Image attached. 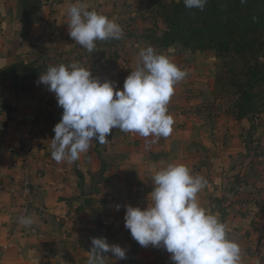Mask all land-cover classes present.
<instances>
[{
  "label": "crops",
  "instance_id": "1",
  "mask_svg": "<svg viewBox=\"0 0 264 264\" xmlns=\"http://www.w3.org/2000/svg\"><path fill=\"white\" fill-rule=\"evenodd\" d=\"M80 2L117 22L123 38L96 41L89 53L68 35L67 10L77 0H0V180L17 182L28 155L53 163L30 174L37 209L31 226L15 222L19 205L0 192V264H86L93 237L126 250L125 259L104 253L105 264H175L163 247L140 246L124 221L125 205L143 210L151 204L153 173L169 163L185 164L207 180L199 202L227 225L229 238L242 249L241 264H264V114L237 121L195 111L209 100L205 86L214 57L191 62L174 49L156 51L188 73L168 104L175 123L167 138L153 143L154 137L112 129L106 144L94 141L77 161L52 159L50 140L63 109L38 83L39 75L49 66L78 62L122 89L140 49L149 46L141 34L147 19L139 24L147 8L132 9L130 0ZM23 68L40 72L22 78ZM28 135L30 147L17 149Z\"/></svg>",
  "mask_w": 264,
  "mask_h": 264
},
{
  "label": "clouds",
  "instance_id": "2",
  "mask_svg": "<svg viewBox=\"0 0 264 264\" xmlns=\"http://www.w3.org/2000/svg\"><path fill=\"white\" fill-rule=\"evenodd\" d=\"M186 8L203 10L207 0H183ZM68 35L92 53L96 41L120 40L122 27L104 14L88 10L77 0L68 10ZM188 75L168 56L152 46L140 49L135 70L129 72L122 89L115 82L93 76L78 62L49 66L39 75L38 83L54 93L63 109L50 140L51 157L57 163L77 161L95 141L106 144L112 129L141 137L167 138L173 131L174 118L168 104L175 86ZM207 180L193 175L182 163H169L152 176L151 204L125 205V227L142 247H163L175 264H241L242 249L229 238L228 227L218 215L202 207L198 194ZM120 205H116L119 210ZM19 223L31 226L34 218L24 215ZM86 264H105L102 253L126 258V250L109 245L105 238L91 239Z\"/></svg>",
  "mask_w": 264,
  "mask_h": 264
},
{
  "label": "trees",
  "instance_id": "3",
  "mask_svg": "<svg viewBox=\"0 0 264 264\" xmlns=\"http://www.w3.org/2000/svg\"><path fill=\"white\" fill-rule=\"evenodd\" d=\"M146 7L155 19L145 30L149 46L212 52L229 75L216 76V89L236 97L226 114L253 121L264 113V0H207L203 10L186 8L183 0H147ZM19 71L22 78L34 77L40 68Z\"/></svg>",
  "mask_w": 264,
  "mask_h": 264
},
{
  "label": "rangeland",
  "instance_id": "4",
  "mask_svg": "<svg viewBox=\"0 0 264 264\" xmlns=\"http://www.w3.org/2000/svg\"><path fill=\"white\" fill-rule=\"evenodd\" d=\"M146 4H147V0H130L129 7H132V9H136V8L137 9H146L147 8L146 11L143 13L144 16H146V18L141 16V18L139 20V24L142 23L141 20L145 21V19H147V21H148V22L146 21V27H143L141 30V34L143 36V39L148 44V41L145 38V35H146L145 30L153 27V23H154L155 19L153 21V19L151 18V15H150V12H152V8L146 7ZM147 14H149V15H147ZM143 26H145V25H143ZM157 26L159 29L163 28L162 24L159 21H157ZM153 48L155 49V51H158L157 48H155V47H153ZM170 49L176 50L175 48H170ZM176 52L178 53V55H182L183 57H186V60H190L191 62L192 61L196 62V58H198V57L201 59H207L208 57L209 58L214 57V54L212 52H209V51H207V52H191V51L180 52V51L176 50ZM213 60H214V63H213ZM211 61L213 63L212 64L213 68H212V71L210 72V75H209L210 77L208 78L209 83H206L208 85L205 86V90H206V87L207 88L209 87V89H211L210 94H209L210 97H209V100L202 102V104L199 105L201 108L195 109V111L199 112L200 110H203L204 115L217 116V114H220V115L224 114V115H231L233 117L232 114H226V113H230V110L233 107V104L235 102V98H236L235 95H233V92L228 91L227 88L224 91H221L220 89L217 90L216 85H215L217 75H219L220 78H221V76H223L224 80H226V78L229 75L227 74V70L224 68V66H222V64L218 60H216L215 57L213 59H211ZM192 67L195 68V65H192ZM223 82L224 81L222 80L221 84ZM189 85L192 86V88H193L192 90H196L193 84H189ZM222 87H224V86H222ZM189 90H191V89H189ZM189 92L190 91H188V93Z\"/></svg>",
  "mask_w": 264,
  "mask_h": 264
},
{
  "label": "built area",
  "instance_id": "5",
  "mask_svg": "<svg viewBox=\"0 0 264 264\" xmlns=\"http://www.w3.org/2000/svg\"><path fill=\"white\" fill-rule=\"evenodd\" d=\"M22 118L30 121L34 119L30 114H23ZM30 145L31 137L28 135L20 138L16 148L27 149ZM21 166L23 172L17 182H14L12 179L0 180V192H7L19 205L15 222H19L21 216L37 214V209L32 199L30 174L32 170H35L37 174L48 171L53 167V163L46 158L28 155L22 159Z\"/></svg>",
  "mask_w": 264,
  "mask_h": 264
},
{
  "label": "water",
  "instance_id": "6",
  "mask_svg": "<svg viewBox=\"0 0 264 264\" xmlns=\"http://www.w3.org/2000/svg\"><path fill=\"white\" fill-rule=\"evenodd\" d=\"M102 255L104 256V253H102Z\"/></svg>",
  "mask_w": 264,
  "mask_h": 264
}]
</instances>
